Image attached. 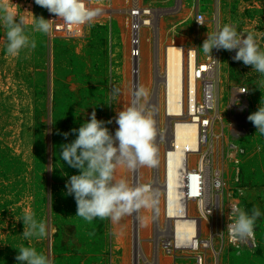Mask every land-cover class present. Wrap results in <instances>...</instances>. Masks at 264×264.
<instances>
[{
  "label": "rangeland",
  "instance_id": "rangeland-1",
  "mask_svg": "<svg viewBox=\"0 0 264 264\" xmlns=\"http://www.w3.org/2000/svg\"><path fill=\"white\" fill-rule=\"evenodd\" d=\"M85 1L101 14L84 25L80 36L62 34L59 29L65 25L60 21H51L48 33L35 31L36 18L51 20L54 15L35 0H0V264H18L21 246L35 248L50 264H200L199 256L202 264H264V134L247 119L264 97V75L235 61L237 50L214 48L210 56L201 47L207 34L229 24L238 33H251L264 51V0H140L155 8L156 25L143 31L137 76L132 73L126 14L131 0ZM7 14L24 20V33L35 48L25 47L15 56L6 52ZM200 15L203 25L196 21ZM173 43L195 50L200 64L211 61L206 78L213 83L214 103L205 112L212 118L205 162L212 196L204 212L188 202L198 220V248L167 244L174 241L173 222L159 188L177 116L167 114L165 86H157L155 64L164 63L165 49ZM139 88L147 95L138 102L154 120L157 163L135 169L118 165L114 182L151 186L155 205L118 221L108 218L107 227L98 218L88 222L75 216L58 236L56 202L63 199L64 212L77 213L65 185L79 174L60 158V146L76 138L71 133L65 139L63 133L78 129L95 111L98 120L111 121L105 126L114 135L118 112L133 102ZM243 88L248 91L238 92ZM113 89L119 90L115 98ZM201 92L199 81V96ZM5 153L22 163L4 160ZM232 205L249 214L260 210L253 238H230L226 226ZM25 214L46 225L45 237L22 236Z\"/></svg>",
  "mask_w": 264,
  "mask_h": 264
},
{
  "label": "clouds",
  "instance_id": "clouds-1",
  "mask_svg": "<svg viewBox=\"0 0 264 264\" xmlns=\"http://www.w3.org/2000/svg\"><path fill=\"white\" fill-rule=\"evenodd\" d=\"M35 3L70 25L85 24L101 14L99 8H88L85 0H35ZM3 20L8 29L6 32L8 54L15 56L25 47H36L35 41H30L24 33L22 18L17 21L14 15L7 14ZM51 21L53 20H46L43 17L36 18L34 30L48 33ZM196 21L203 25L202 19L198 18ZM201 47L203 52L209 55L214 48L237 50L233 57L235 61H242L245 66H251L264 75V51L259 50L251 33H238L234 26L225 24L218 31L207 34ZM118 91L113 89V98ZM246 91L248 90L238 92ZM146 95V90L139 88L134 93L133 102L118 112L116 117L118 128L114 135L105 126V123L111 121L98 120L95 111L78 129L63 133L65 139L71 133L76 134L74 141L60 146L62 149L60 158L70 167L79 170V174L70 176L65 187L66 195L74 196L76 201V216L85 221L92 222L95 218H111L118 221L124 215H130L141 207H153L156 203L149 186H130L123 179L114 182V172L118 165L135 169L138 164L155 166L157 163L154 120L150 112H146L145 106L138 102ZM247 119L254 124L259 133L264 134V97L258 110ZM260 215L258 208H253L249 214L239 206L232 205L226 226L230 238L233 241L253 238L255 223ZM21 220L24 224L23 237L47 235L46 225L37 222L32 214H25ZM223 232L220 233L221 236ZM15 259L18 264H50L45 255L32 247L21 246Z\"/></svg>",
  "mask_w": 264,
  "mask_h": 264
},
{
  "label": "bare ground",
  "instance_id": "bare-ground-1",
  "mask_svg": "<svg viewBox=\"0 0 264 264\" xmlns=\"http://www.w3.org/2000/svg\"><path fill=\"white\" fill-rule=\"evenodd\" d=\"M155 25L156 23H153L154 27ZM163 58L164 63L159 61V66L155 64L159 78L157 86L160 88L159 85L164 84L167 114L177 116L178 122L172 127L173 143L166 151V173L159 188L165 198L167 216L172 218L171 235L176 246L190 245L196 248L200 242L198 220L193 218L192 207L188 206V202L194 201L202 210L204 202L201 196L206 195L207 201L212 196L211 181L209 183L207 180L206 186L202 187L198 174L193 169L197 163L205 164L204 155L208 146V143L201 141V119L194 116L197 111L199 83L196 70L198 67L206 70L208 65L198 63L194 50H188L176 43L166 47ZM190 115L194 117L189 119ZM209 173L208 166V176ZM193 197L197 199H192ZM167 244H171V241ZM205 244L209 245L210 240ZM138 253H141V250Z\"/></svg>",
  "mask_w": 264,
  "mask_h": 264
},
{
  "label": "built area",
  "instance_id": "built-area-1",
  "mask_svg": "<svg viewBox=\"0 0 264 264\" xmlns=\"http://www.w3.org/2000/svg\"><path fill=\"white\" fill-rule=\"evenodd\" d=\"M85 4L88 8L89 5L86 3ZM126 14L128 17V24H129V30H130V56H131V61H132V73L133 75L137 76L140 72V62H141V56L143 52V31L149 27L153 26V23L155 22V17H156V10L153 6L148 5L146 3H143L140 0H131L130 5L126 9ZM199 18H202V15L199 16ZM52 22H62L65 26L62 29H59V31L62 34L65 35H82L83 34V27L86 24L82 25H70L66 24L62 19L56 17L55 15L51 16ZM181 45V44H180ZM188 50H193V49H188ZM195 51V50H194ZM196 53V51H195ZM208 65V68L211 66V61ZM207 68V69H208ZM202 70L200 67L197 68L196 70V75L198 81H201V88L202 92L199 96L198 94V101H197V111L194 116H198L201 120L199 121L201 124V131H200V137L201 141L204 143H207L208 136L210 135L211 132V126H212V118L205 114V112L211 108V105L214 103V92H213V83L211 80L206 78L207 71L208 70ZM245 88H243L244 90ZM193 115H190L189 119L194 117ZM178 119V117H177ZM174 122V126L177 125L178 120ZM206 160V155H204V162ZM193 169L196 171L198 174V179L200 181V185L202 187L206 186L207 180L210 183L209 176L207 175V164L197 163ZM208 178V179H207ZM216 186H220L222 184L221 178L217 177L215 180ZM202 201L204 202V207L202 208V212H204L206 209L209 210V201L206 200V195H202ZM211 198V197H210ZM192 199H197L196 197H193ZM206 205V206H205ZM208 205V206H207ZM175 241V240H174ZM171 241V244L168 245H175V242ZM169 243V242H168ZM190 246V245H186ZM178 247V246H177ZM195 248L194 246H190ZM199 247V243L197 244V247ZM200 264L203 263V257L199 256Z\"/></svg>",
  "mask_w": 264,
  "mask_h": 264
},
{
  "label": "trees",
  "instance_id": "trees-1",
  "mask_svg": "<svg viewBox=\"0 0 264 264\" xmlns=\"http://www.w3.org/2000/svg\"><path fill=\"white\" fill-rule=\"evenodd\" d=\"M3 158H4V160L6 159L9 162H11V164L12 163H15V162L22 163L20 160H17L16 159V156L15 155H13L11 153H5L4 156H3ZM0 185H1V183H0ZM56 188L58 189V187H56ZM60 193H61L60 190H57V194H60ZM44 198H45V202L46 201L47 202L49 201L46 196ZM64 203L65 202H64L63 199H58L57 202H56V204L58 205L57 206L58 207V210H56V212H57L56 213V220H57L56 225H57V229H58V232H59L58 233V236H61V233H62L63 228H65V226L67 227V224H68L69 221L74 220L75 218H77V217H75L76 214H73L71 216L70 214H67V213L64 212V208H63ZM75 203H76V201H75ZM51 204H52V206H54L53 201H51ZM47 220L50 222L49 216L47 217ZM51 220H52V218H51ZM53 220H54V218H53ZM100 220H101V223H102L103 226H105V227L108 226V224H109L108 223V218H105V219L98 218V221H100ZM74 221H76V220H74Z\"/></svg>",
  "mask_w": 264,
  "mask_h": 264
}]
</instances>
